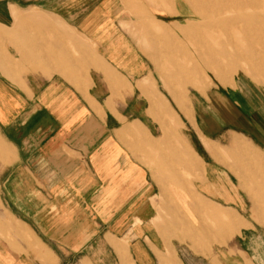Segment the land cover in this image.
Wrapping results in <instances>:
<instances>
[{
    "label": "crops",
    "instance_id": "1",
    "mask_svg": "<svg viewBox=\"0 0 264 264\" xmlns=\"http://www.w3.org/2000/svg\"><path fill=\"white\" fill-rule=\"evenodd\" d=\"M88 3L91 5L89 9L86 8ZM3 5L0 13L5 15L10 25L0 28L2 198L16 200L15 212L30 218L36 230L49 233L56 247L81 248L85 246L84 242L70 241L89 239L87 233L91 232L92 226L105 227L107 216L116 215L122 208L128 186L133 188L126 197L132 200V208L147 203L144 194L149 190L147 183L152 180L146 157L143 155L141 160L139 154L136 155L135 145L139 144L140 138L149 143L155 135H160V132L153 134L144 120L146 115L162 130L164 124L161 126L149 113L147 98L158 91L149 87L151 74L146 58L130 30L122 24L132 19L122 0H64L61 5L75 6L70 14L74 23L36 3L21 6L7 0ZM54 16L57 18L55 27ZM31 21L49 24L57 30L60 26L64 28V24L76 26L82 34H45L44 40L43 34L26 32L24 23ZM2 25L5 24L0 21ZM75 51L81 56L75 58ZM140 95L145 101L143 116L139 115L138 108L135 113L124 112L123 107L128 102L138 107ZM206 114L194 113V124L198 130L207 128L208 122L203 118ZM123 134L131 136L130 156L120 138ZM240 137L230 133L226 147L205 137L201 139L210 156L226 165L237 178V185L250 192L249 215L264 226V217L259 216V211L252 210L253 203H259L255 195H251L264 193V152L246 138L247 143L243 144ZM184 143L186 157L185 168H182L185 178L177 180L173 178L172 171L165 169L169 175L167 183H173V186L169 185L174 193L172 196L187 205L190 196L185 185L189 179L201 205L215 206L217 210L232 213L214 210L216 217L222 215L215 223L217 229L230 237L239 231L240 226L249 223L236 211L220 207L219 203L196 190L193 180L202 184L205 168L186 139ZM223 155L231 158L232 163L223 160ZM240 160L246 169L242 174L234 169L241 166ZM212 182L200 186V189L217 198L227 199L224 193L219 194ZM27 200L37 201L31 206ZM151 204L154 214L150 223L161 241L160 247L151 242L148 244L155 264H182L170 243L171 238L180 241L176 236L170 237L169 216L175 212H169L163 219L159 199H151ZM196 205L190 208L194 217L200 208L198 202ZM15 212L0 202V264H60L56 252ZM180 212L177 217L182 226H199V218L195 224L186 212ZM119 213L120 216L123 214L122 211ZM101 216L105 217L102 219ZM119 222L120 219L114 220L115 225ZM183 228L182 231H187ZM200 229L198 227L196 231ZM174 230L186 238L179 228ZM6 234L21 239L25 250L16 249L15 243L12 247L6 240L12 237H5ZM102 238L114 252L118 264H122L123 251L132 264H136L129 252L127 237L119 239L106 234ZM132 250L138 264H150L139 248ZM167 250L170 255H167ZM212 263L218 264L216 261ZM76 264L91 263L82 256ZM244 264L263 263L251 256V262L245 259Z\"/></svg>",
    "mask_w": 264,
    "mask_h": 264
},
{
    "label": "rangeland",
    "instance_id": "2",
    "mask_svg": "<svg viewBox=\"0 0 264 264\" xmlns=\"http://www.w3.org/2000/svg\"><path fill=\"white\" fill-rule=\"evenodd\" d=\"M5 1L7 0H0V10ZM12 1L21 6L36 3L62 14L68 21L74 23L70 14L75 10L73 9L75 6L61 5L64 0ZM125 1L127 2L122 0V5L128 10L132 19L123 21L122 24L130 30L146 58L151 74L149 87L151 86L158 91L156 95L153 93L147 96L149 113L160 125L164 124L161 125L162 131L156 122L144 115V120L149 124L152 133L159 134L160 132V135H155L149 143L140 138L137 145L139 147L137 148L135 145L136 155L138 153L141 160L143 155L146 157L149 177L152 180L147 183L149 190L144 194L147 197H145L146 205L140 204L138 208L131 207L132 200L126 197L133 191V188L128 186L125 189L127 191L124 192L123 206L119 209V212L122 211L123 214L120 216L118 212L116 215H108L105 227L92 226L91 232L87 233L89 239L70 241L71 243H85L84 247L72 249L56 247L54 245L56 242H52L49 233L36 230L37 227L30 218L20 216L15 212L17 211V201L3 199L0 188L1 205L15 212L18 217L29 224L34 232L42 238V241L56 252L61 260L60 264H76L82 256H85L91 264H118L114 252L102 238L106 234L119 239L127 237L128 249L136 264L138 261L132 250L136 247L142 251L150 264H155L148 244L151 242L160 247L161 241L150 223V218L154 214L151 199L156 201L159 199L163 219L168 216L169 212H175V215L169 216L172 229L170 237L176 236L180 241L171 238L170 243L182 264H213L212 262L215 261L218 264H244L245 259L251 262V256H255L258 261L264 264V226L255 222L249 215L250 192H247L245 187L242 188L241 185H237V178L226 165L210 156L203 147L201 139L205 137L221 147H226L227 137L230 133H236L241 136L243 144L247 143L246 138L264 152V20L236 23L231 26L229 32L220 29L216 35L184 34L182 27L187 25L188 19L193 16L189 7L185 9V12L181 11V5H186L184 1L177 0L180 2L174 4L179 9L176 13H172L168 4L165 5L162 0ZM159 1H161V5ZM259 2L257 9L264 17V0ZM82 4L85 5V2ZM86 5H88L87 9L91 6L89 3ZM253 11L250 10L249 13ZM230 16L236 17L237 12L231 13ZM55 17H52L54 27L57 23ZM5 19V15L0 13V21L5 24L0 28H8L7 25H10L9 21ZM160 24L162 27L171 29L170 33L172 34L161 33L157 26ZM64 25L65 29L60 26V30H57L49 24L31 21L24 23V29L28 34H43L44 40L45 34H82L76 26ZM1 31L0 29V34ZM79 56L81 54H77L75 51V58ZM169 56L174 59L175 63L168 62ZM141 96L138 107L136 104L128 102L123 107V111L135 113L138 108L139 115L143 116L145 101ZM202 112L207 113L206 118L203 117L204 122H208L207 128H204L205 131L203 129L198 130L194 124V113L201 115ZM137 127L141 129L139 124ZM120 138L126 153L130 156L131 136L123 134ZM184 139L202 159L205 168L202 184L196 179L193 180L196 190L212 201L219 203L220 207L236 211L249 223L247 226H240L239 231L230 237L217 229L215 223L219 221V218H222V215L216 217L214 212L218 210L231 212L224 209L217 210L215 206L201 205V201L199 202V198H196L195 189L189 179L185 185V190L190 196L189 203L187 202L189 206L186 205V202L183 204L178 202L175 196H172L174 193L170 190L169 185L173 186V183H167L166 180L169 175L165 173V169L172 171V174L174 173L173 178L177 180L185 178L183 170L186 157ZM232 150H234L233 147ZM191 154L194 155L193 152ZM223 160H230L232 163L228 156H224ZM239 162L241 166L234 169L242 174L246 169L242 166V160ZM191 172L193 173V171ZM210 181L215 183L219 194L224 193L227 199L217 198L200 189V186L209 184ZM177 185L180 184L177 183ZM160 188L161 190H159ZM251 195H255L259 203L258 205L253 203L252 210L254 212L259 211V216L264 217V193L258 194L256 192V194L251 193ZM170 197L172 200H169ZM27 201L29 205L33 206L37 200ZM196 202L200 208L196 210L197 215L194 217L190 207L192 209L196 207ZM180 209L186 212L187 217L195 224L199 218L198 227L201 229L196 231L198 227H192L193 225L190 226V224H183L182 226L179 221L180 218L177 217L181 214ZM104 217L101 216L102 219ZM116 218L117 220L120 219L121 223L115 225L114 220ZM183 227L187 231H182ZM103 228L106 229L103 230ZM110 228L111 231H109ZM174 228H179L182 233L184 232L186 238H182ZM63 234L66 235L67 233L64 232ZM5 237H12L6 239L12 247L15 243L16 249L25 250L21 239L7 234ZM194 247L198 248L199 251H196ZM121 255L122 264H132L129 258L125 256L124 251ZM167 255H170L169 250H167Z\"/></svg>",
    "mask_w": 264,
    "mask_h": 264
},
{
    "label": "bare ground",
    "instance_id": "3",
    "mask_svg": "<svg viewBox=\"0 0 264 264\" xmlns=\"http://www.w3.org/2000/svg\"><path fill=\"white\" fill-rule=\"evenodd\" d=\"M162 1L164 2L165 5L168 4V7L170 8V10H172V13H176L179 11V9L174 6V4L176 3L178 4L180 1L177 2V0H175V3H174V0H162ZM182 1H184L187 6L181 5L180 7L181 11L185 12L186 11L185 9L189 7L192 10V14H193V16L190 19H188L187 25L182 27V31L184 34L191 33V34H197V35H216V32L220 29H223L225 31L228 30L229 32V29L231 28V26L236 23H240V22L248 23V22H253V21H263L264 20L262 13H260V11L257 9L259 6L260 0H243V1L182 0ZM160 2L161 1H159V4L161 5ZM250 10L252 11L254 10V11L252 13H249ZM234 12L235 13L237 12V16L231 17L230 14ZM155 22L157 24L156 20ZM151 23H152V20H151ZM157 26L160 28L159 31L161 33L167 32L169 34H172L170 33L171 29L162 27L161 24ZM168 62L175 63L174 59H172L171 57L168 60Z\"/></svg>",
    "mask_w": 264,
    "mask_h": 264
}]
</instances>
